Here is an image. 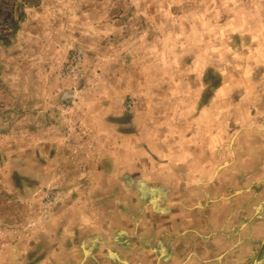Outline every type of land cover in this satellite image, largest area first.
I'll return each instance as SVG.
<instances>
[{
	"label": "rangeland",
	"instance_id": "obj_1",
	"mask_svg": "<svg viewBox=\"0 0 264 264\" xmlns=\"http://www.w3.org/2000/svg\"><path fill=\"white\" fill-rule=\"evenodd\" d=\"M109 132L170 196L175 264H264V0H0V245L88 194Z\"/></svg>",
	"mask_w": 264,
	"mask_h": 264
},
{
	"label": "crops",
	"instance_id": "obj_2",
	"mask_svg": "<svg viewBox=\"0 0 264 264\" xmlns=\"http://www.w3.org/2000/svg\"><path fill=\"white\" fill-rule=\"evenodd\" d=\"M110 135L119 148L112 155L94 147L88 149L84 173L79 178V172L76 177L71 175L72 183L85 187L88 194L62 201L55 214L30 217L29 222H35L36 226L28 228L25 239L0 245V264L177 263L190 237L177 232L180 224L176 212L170 214V196L165 195L163 187L152 188L150 182L137 174L143 165L140 168L133 162L135 151L124 148L127 137L109 132ZM45 150L41 156L47 155ZM99 155L100 165L95 163ZM109 155L111 169L110 164L101 166ZM55 156L59 158L62 154L56 151ZM128 156L133 164H124ZM42 164L46 166L39 169L38 185L47 182L50 168L54 167L47 162ZM29 177L31 181V174ZM156 179L158 182L168 178ZM90 192L94 195H89ZM144 204L148 205L149 214L143 213Z\"/></svg>",
	"mask_w": 264,
	"mask_h": 264
}]
</instances>
